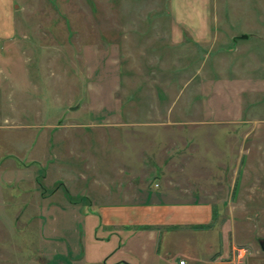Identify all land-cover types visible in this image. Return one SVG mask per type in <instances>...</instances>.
I'll list each match as a JSON object with an SVG mask.
<instances>
[{
    "label": "rangeland",
    "instance_id": "1",
    "mask_svg": "<svg viewBox=\"0 0 264 264\" xmlns=\"http://www.w3.org/2000/svg\"><path fill=\"white\" fill-rule=\"evenodd\" d=\"M4 1L0 264H104L92 202L124 165L136 185L232 184L208 230L264 264V0H212L205 48L170 44L164 0ZM167 148L185 170L146 172Z\"/></svg>",
    "mask_w": 264,
    "mask_h": 264
},
{
    "label": "crops",
    "instance_id": "2",
    "mask_svg": "<svg viewBox=\"0 0 264 264\" xmlns=\"http://www.w3.org/2000/svg\"><path fill=\"white\" fill-rule=\"evenodd\" d=\"M164 1L172 46L205 48L212 44L215 28L212 0ZM0 5L7 10L4 0H0ZM5 17L9 21L11 14L8 12ZM8 21L5 23L7 34L2 30L0 41L11 33ZM2 36L6 38L2 39ZM230 122L234 126L233 118ZM252 131L255 132V126ZM141 147L142 142H139L136 147L138 151L135 152L139 159L143 158ZM169 150L166 149L164 161L174 164L173 168L166 162L158 168L144 164V170L184 171L185 168L181 167L184 163H175L173 159L176 154H168ZM126 171L125 165L120 168L122 178H118L119 183L115 187H106V198L102 203L95 202L97 200L92 202L98 203L94 212L99 218V227L104 228L103 240L108 243L114 240L104 264H179L180 261H184V264H230L233 250L230 252L226 245H221V240L211 235L208 229L217 216L213 205L229 203L234 198L232 184L225 195L218 192L223 190L222 185L214 184L205 191L204 185L178 184L169 181L168 177L152 184L149 180H140V176L136 185V179L133 182L126 180ZM149 176L143 175L142 178L146 180ZM156 184L157 187L154 186ZM223 196L227 199H222Z\"/></svg>",
    "mask_w": 264,
    "mask_h": 264
},
{
    "label": "built area",
    "instance_id": "3",
    "mask_svg": "<svg viewBox=\"0 0 264 264\" xmlns=\"http://www.w3.org/2000/svg\"><path fill=\"white\" fill-rule=\"evenodd\" d=\"M232 257L230 260V264H235V262L237 264H242V258H244L245 254L249 252V250L247 248H233L232 249ZM240 253L244 254V255H240ZM179 264H184V261H180Z\"/></svg>",
    "mask_w": 264,
    "mask_h": 264
},
{
    "label": "water",
    "instance_id": "4",
    "mask_svg": "<svg viewBox=\"0 0 264 264\" xmlns=\"http://www.w3.org/2000/svg\"><path fill=\"white\" fill-rule=\"evenodd\" d=\"M259 246L264 251V238L258 240Z\"/></svg>",
    "mask_w": 264,
    "mask_h": 264
}]
</instances>
